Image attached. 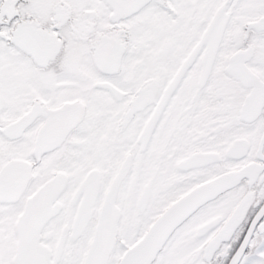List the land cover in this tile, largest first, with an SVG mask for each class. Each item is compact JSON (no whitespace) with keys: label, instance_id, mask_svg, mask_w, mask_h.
<instances>
[{"label":"snow or ice","instance_id":"6c2138e0","mask_svg":"<svg viewBox=\"0 0 264 264\" xmlns=\"http://www.w3.org/2000/svg\"><path fill=\"white\" fill-rule=\"evenodd\" d=\"M0 264H264V0H0Z\"/></svg>","mask_w":264,"mask_h":264}]
</instances>
